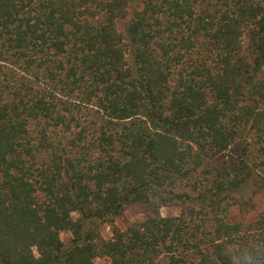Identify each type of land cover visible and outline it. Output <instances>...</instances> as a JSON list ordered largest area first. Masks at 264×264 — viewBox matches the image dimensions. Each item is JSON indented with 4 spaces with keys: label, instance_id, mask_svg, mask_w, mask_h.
Instances as JSON below:
<instances>
[{
    "label": "trees",
    "instance_id": "trees-1",
    "mask_svg": "<svg viewBox=\"0 0 264 264\" xmlns=\"http://www.w3.org/2000/svg\"><path fill=\"white\" fill-rule=\"evenodd\" d=\"M263 68L264 0H0V264H264Z\"/></svg>",
    "mask_w": 264,
    "mask_h": 264
},
{
    "label": "rangeland",
    "instance_id": "rangeland-1",
    "mask_svg": "<svg viewBox=\"0 0 264 264\" xmlns=\"http://www.w3.org/2000/svg\"><path fill=\"white\" fill-rule=\"evenodd\" d=\"M264 71V68H263ZM87 112V111H85ZM255 207L249 211H242L238 209L233 210V217L236 221L243 222L245 224L254 223L264 212V194L258 195L254 198ZM181 207H163L161 214L163 217L179 216L181 214ZM146 219L145 207L142 205H134L128 207L125 212L118 217L113 224H106L101 227L102 236L105 239H110L113 236V228L117 227L122 230H127L135 223L144 222ZM72 234L70 232H62L61 239L67 244L70 242ZM97 264H109L106 258H99L96 260Z\"/></svg>",
    "mask_w": 264,
    "mask_h": 264
}]
</instances>
